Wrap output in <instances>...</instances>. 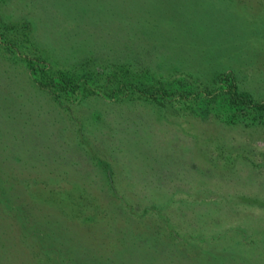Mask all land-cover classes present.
Segmentation results:
<instances>
[{
	"label": "rangeland",
	"instance_id": "1",
	"mask_svg": "<svg viewBox=\"0 0 264 264\" xmlns=\"http://www.w3.org/2000/svg\"><path fill=\"white\" fill-rule=\"evenodd\" d=\"M225 71L264 100V0H0V264H264V117Z\"/></svg>",
	"mask_w": 264,
	"mask_h": 264
},
{
	"label": "trees",
	"instance_id": "2",
	"mask_svg": "<svg viewBox=\"0 0 264 264\" xmlns=\"http://www.w3.org/2000/svg\"><path fill=\"white\" fill-rule=\"evenodd\" d=\"M26 64L30 70V73L33 77V79L43 87H48L49 85L53 86L54 88H57L58 90H63L65 93H68L76 86H78L81 83H86L89 79L87 74H79L78 71L74 70L73 68H66V69H58L57 74H51L47 80H42L41 78H37L35 75V70L33 68V64L31 63L29 58L25 59ZM45 68V67H44ZM125 71L126 68H124ZM216 79L220 82L221 89L223 93H225V97L227 100V106L233 108H237L239 110L246 109L248 112L252 111L253 114L260 113L264 117V100H256L254 99L250 94L243 90H239L236 86L235 80L232 76V74L229 71L220 72L216 75ZM80 81V83H79ZM51 86V87H52ZM145 88V87H144ZM131 89H137L141 90L140 87L135 86V83L123 81L116 86V88H113L111 90L110 95L118 96V95H124L128 93ZM157 89H152V92H155ZM157 92V91H156ZM208 92V91H207ZM185 96L192 93L195 96H199L200 90H192L187 89L186 91L182 92ZM218 91H213L212 93H207L209 96H212L213 98L218 96ZM229 116V115H227ZM224 117L227 121H234L233 117L230 115L229 118ZM221 258V264H236L226 254H220L218 256ZM228 262V263H227Z\"/></svg>",
	"mask_w": 264,
	"mask_h": 264
}]
</instances>
